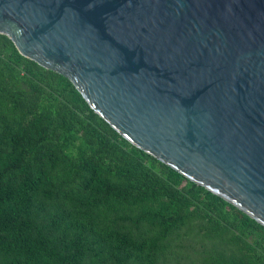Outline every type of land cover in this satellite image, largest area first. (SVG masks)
<instances>
[{
	"label": "water",
	"instance_id": "1",
	"mask_svg": "<svg viewBox=\"0 0 264 264\" xmlns=\"http://www.w3.org/2000/svg\"><path fill=\"white\" fill-rule=\"evenodd\" d=\"M0 32L264 226V0H0Z\"/></svg>",
	"mask_w": 264,
	"mask_h": 264
},
{
	"label": "trees",
	"instance_id": "2",
	"mask_svg": "<svg viewBox=\"0 0 264 264\" xmlns=\"http://www.w3.org/2000/svg\"><path fill=\"white\" fill-rule=\"evenodd\" d=\"M264 264V226L135 146L0 32V264Z\"/></svg>",
	"mask_w": 264,
	"mask_h": 264
},
{
	"label": "rangeland",
	"instance_id": "3",
	"mask_svg": "<svg viewBox=\"0 0 264 264\" xmlns=\"http://www.w3.org/2000/svg\"><path fill=\"white\" fill-rule=\"evenodd\" d=\"M179 240H174L164 254L160 264H203L200 262L201 246L199 242L191 239L183 240L182 245H175Z\"/></svg>",
	"mask_w": 264,
	"mask_h": 264
}]
</instances>
